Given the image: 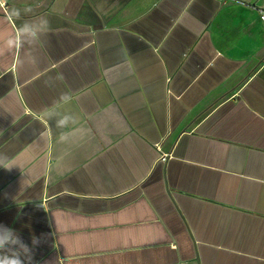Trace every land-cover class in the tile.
Wrapping results in <instances>:
<instances>
[{"label":"crops","instance_id":"1","mask_svg":"<svg viewBox=\"0 0 264 264\" xmlns=\"http://www.w3.org/2000/svg\"><path fill=\"white\" fill-rule=\"evenodd\" d=\"M263 13L0 0V225L32 264H264Z\"/></svg>","mask_w":264,"mask_h":264},{"label":"clouds","instance_id":"2","mask_svg":"<svg viewBox=\"0 0 264 264\" xmlns=\"http://www.w3.org/2000/svg\"><path fill=\"white\" fill-rule=\"evenodd\" d=\"M19 15V13H18ZM22 28H30L31 25H22ZM47 23L45 27L39 31H47ZM60 124L65 123V120L59 121ZM8 157L4 153H0V167L11 170L8 163ZM14 203L19 207H23L24 201L19 200V197L14 198ZM39 239L32 237V244L38 245ZM0 264H32V251L29 246L23 242L20 236L11 228L0 225Z\"/></svg>","mask_w":264,"mask_h":264},{"label":"built area","instance_id":"3","mask_svg":"<svg viewBox=\"0 0 264 264\" xmlns=\"http://www.w3.org/2000/svg\"><path fill=\"white\" fill-rule=\"evenodd\" d=\"M262 17H263V19H264V13L262 14ZM162 159H166V155H163V156H162Z\"/></svg>","mask_w":264,"mask_h":264}]
</instances>
